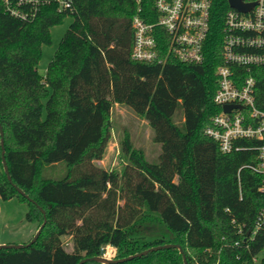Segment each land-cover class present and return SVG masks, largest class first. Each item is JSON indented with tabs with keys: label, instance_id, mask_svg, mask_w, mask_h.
I'll return each instance as SVG.
<instances>
[{
	"label": "trees",
	"instance_id": "trees-1",
	"mask_svg": "<svg viewBox=\"0 0 264 264\" xmlns=\"http://www.w3.org/2000/svg\"><path fill=\"white\" fill-rule=\"evenodd\" d=\"M154 3L74 0V11L47 6L23 20L7 12L0 0V123L6 160L13 182L37 204L9 182L1 135L0 198L26 202V219L38 228L45 220L40 206L47 215L38 241L1 248L0 264H78L102 255L107 244L120 259L168 243L182 245L189 264H257L264 227L252 239L247 232L264 210L259 189L264 178L249 167L259 162L258 152L223 153L205 132L220 111L214 95L227 0L214 7L203 63L172 56L164 32L159 40L162 62L132 57L133 17L139 6L154 15ZM67 15L74 21L42 75V46L52 42L51 28ZM116 103L148 121L161 145L156 161L135 147L126 132L121 149L128 162L123 168L97 164L112 137ZM61 162L66 166L62 177H45ZM67 236L73 241L71 251L65 246ZM112 264L184 260L172 247Z\"/></svg>",
	"mask_w": 264,
	"mask_h": 264
},
{
	"label": "built area",
	"instance_id": "built-area-1",
	"mask_svg": "<svg viewBox=\"0 0 264 264\" xmlns=\"http://www.w3.org/2000/svg\"><path fill=\"white\" fill-rule=\"evenodd\" d=\"M139 3L141 0H137ZM222 1V2H221ZM252 5L242 11L227 0L222 26V63L217 69L214 102L220 107L205 132L216 140L223 153L256 150L259 162L249 167L264 178V0H241ZM154 15L139 6L133 17L132 57L159 61V40L166 34L168 52L187 63H203L216 4L223 0H154ZM10 14L31 20L47 6L58 11H74V0H3ZM156 15V16H155ZM154 17L153 20L151 18ZM225 105H233L230 111ZM244 141H256L247 145ZM264 192V179L260 186ZM235 222V220H233ZM264 227V210L247 237L254 238ZM239 226V233L243 232ZM237 244L239 242H236ZM103 256L114 258L116 248L108 245Z\"/></svg>",
	"mask_w": 264,
	"mask_h": 264
},
{
	"label": "rangeland",
	"instance_id": "rangeland-1",
	"mask_svg": "<svg viewBox=\"0 0 264 264\" xmlns=\"http://www.w3.org/2000/svg\"><path fill=\"white\" fill-rule=\"evenodd\" d=\"M72 15H67L64 21L51 28L52 42L42 46V56L39 62V72L45 75L49 63L54 57L57 48L62 41L66 31L74 21ZM112 137L109 141L105 157L96 161L98 165L107 169L121 170L128 162L121 149V141L126 132L131 133L133 144L145 151L152 161H156L161 150V145L154 141L153 130L148 121L137 114L131 107L116 103L112 110ZM157 157V158H156ZM66 172L65 163L61 162L54 172L45 173V177L60 178ZM29 205L20 201L17 197L4 200L0 198V241L2 244H22L27 242L37 226L26 219ZM32 230V231H31ZM37 232V230H36ZM66 249L71 251L73 245L71 238H64ZM264 260V249L257 256V264Z\"/></svg>",
	"mask_w": 264,
	"mask_h": 264
},
{
	"label": "water",
	"instance_id": "water-1",
	"mask_svg": "<svg viewBox=\"0 0 264 264\" xmlns=\"http://www.w3.org/2000/svg\"><path fill=\"white\" fill-rule=\"evenodd\" d=\"M229 1H230V4H232V6H234V7L236 6V8H238L239 10H242V11H247L252 6V5L244 4L241 0H229ZM232 107H233V105H225L224 109L226 111H230L232 109ZM0 135H1V153H2L1 157H2L4 170H6L5 173L7 175V178L9 180V182L11 184H13L15 188H17L19 193L23 194L31 202H34L35 204H37V202L32 197H30L22 188H20L19 186H17L13 182V179H12V176H11V173H10V170H9V166H8V163H7V160H6V154L7 153H6V148H5V136H4L3 126L1 125V123H0ZM40 209L42 210V212L44 214L45 220L41 224V226L38 228L37 232L35 233L33 238L30 240V242L22 243V244H10V243L0 244V249L1 248H21V247L29 246V245L35 243L36 241H38L37 239L39 238L40 234L42 233V231H43V229H44V227H45V225L47 223L46 211L41 206H40ZM172 247H174V248L177 247L180 250V252L183 255L184 264H189L190 263V262H188L187 255H186L182 245L175 244V243H168V244H164V245L154 246V247H151V248L146 249L144 251H141L139 253L130 255L128 257L120 258V259L107 258L106 256H103V255L86 257V258H83V260H81L78 264H84L85 262H87L89 260L90 261H97V262L105 263V264L121 263V262H125L127 260H130V259L139 257V256L146 255V254H148L151 251H155V250L162 249V248H172ZM102 254H103V252H102Z\"/></svg>",
	"mask_w": 264,
	"mask_h": 264
},
{
	"label": "crops",
	"instance_id": "crops-1",
	"mask_svg": "<svg viewBox=\"0 0 264 264\" xmlns=\"http://www.w3.org/2000/svg\"><path fill=\"white\" fill-rule=\"evenodd\" d=\"M31 223H34V222H31ZM35 224H37V226L34 228V230L33 231H35V232H33V234L30 236V238L28 239V240H30L31 238H33V236L35 235V233H36V230H38V223H35ZM32 231V230H31ZM70 238V237H69ZM27 240V241H28ZM2 243H5V242H1L0 241V244H2ZM25 243V242H24Z\"/></svg>",
	"mask_w": 264,
	"mask_h": 264
}]
</instances>
